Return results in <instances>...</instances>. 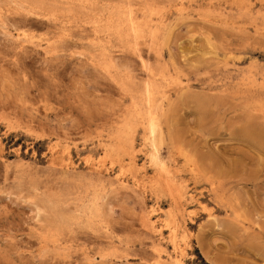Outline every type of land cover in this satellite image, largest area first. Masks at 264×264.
Returning a JSON list of instances; mask_svg holds the SVG:
<instances>
[{
	"label": "rangeland",
	"instance_id": "374dc122",
	"mask_svg": "<svg viewBox=\"0 0 264 264\" xmlns=\"http://www.w3.org/2000/svg\"><path fill=\"white\" fill-rule=\"evenodd\" d=\"M251 131L264 0H0V264H264Z\"/></svg>",
	"mask_w": 264,
	"mask_h": 264
},
{
	"label": "bare ground",
	"instance_id": "6f19581e",
	"mask_svg": "<svg viewBox=\"0 0 264 264\" xmlns=\"http://www.w3.org/2000/svg\"><path fill=\"white\" fill-rule=\"evenodd\" d=\"M138 37V36H137ZM157 125V124H156ZM151 131H152V133H153V135L155 134V133H157L158 132V130L156 129V127H155V124H154V122H152L151 123ZM157 131V132H156ZM244 131V130H243ZM151 133V134H152ZM159 133V132H158ZM157 133V134H158ZM244 134V133H243ZM247 135V134H246ZM155 136H156V134H155ZM154 136V137H155ZM160 136V135H159ZM248 137H250V138H252L253 140H255V141H257L261 146H264V133H257V132H253V131H251L250 133H249V135H247ZM157 137V136H156ZM155 137V138H156ZM154 138V139H155ZM157 139V138H156ZM159 139H160V137H159ZM157 144V142L154 144V145H156ZM159 144V143H158ZM155 147V146H154ZM156 149V148H155ZM156 158V157H155Z\"/></svg>",
	"mask_w": 264,
	"mask_h": 264
}]
</instances>
